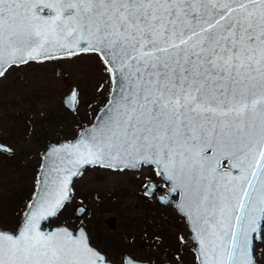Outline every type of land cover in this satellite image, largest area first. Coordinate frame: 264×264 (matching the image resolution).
I'll return each mask as SVG.
<instances>
[{
	"label": "snow or ice",
	"instance_id": "snow-or-ice-1",
	"mask_svg": "<svg viewBox=\"0 0 264 264\" xmlns=\"http://www.w3.org/2000/svg\"><path fill=\"white\" fill-rule=\"evenodd\" d=\"M81 54L100 58L110 99L46 153L16 229L0 221V264H114L83 225L41 228L89 166L167 182L161 200L179 195L191 235L178 243L198 264H264V0H0V83Z\"/></svg>",
	"mask_w": 264,
	"mask_h": 264
},
{
	"label": "rangeland",
	"instance_id": "rangeland-1",
	"mask_svg": "<svg viewBox=\"0 0 264 264\" xmlns=\"http://www.w3.org/2000/svg\"><path fill=\"white\" fill-rule=\"evenodd\" d=\"M74 86L79 96L72 111L64 98ZM111 87L100 58L91 54L30 62L10 71L0 83V140L15 148L12 153L0 151V221L4 228L14 231L20 223L50 143L76 138L106 105ZM148 182L163 186L153 196H145L143 184ZM167 188L159 177L145 181L143 173L89 166L74 180L71 206L62 217L49 220V225H84L91 242L117 263L124 264L129 254L153 264H198L194 250L178 243V237L191 235L186 219L173 204L157 197L167 193ZM178 198L175 194L174 199ZM79 204L89 212L83 220L74 215ZM111 216L117 218L114 228L107 222Z\"/></svg>",
	"mask_w": 264,
	"mask_h": 264
},
{
	"label": "water",
	"instance_id": "water-1",
	"mask_svg": "<svg viewBox=\"0 0 264 264\" xmlns=\"http://www.w3.org/2000/svg\"><path fill=\"white\" fill-rule=\"evenodd\" d=\"M73 89H75V90L77 91V97L79 96V94H78V89H77V87L74 86V87L71 89V91L65 96V98H64V102H65V105H66V107H67L68 109H70V110H72V111H75L76 108H77L78 99H77V102H75L74 104H73V103H69V100H70V97H71V94H72ZM109 99H110V98H109ZM105 106H106V105H105ZM105 106H103V107L99 110V112H98L97 116L95 117L94 121H96L98 115H100V114L103 113V111H104V109H105ZM94 121H93V122H94ZM93 122H92L90 125L81 128L80 131H79V133L82 132L84 129L90 127V126L93 124ZM74 140H75V139H74ZM74 140H67V139H64V140H62V141L59 142V143L51 142L50 145H49V147H48V149L45 151V153H44V155H43V160H42V164H41V166H42L43 164H45V162H46V161H45V155H46V153L50 152V150H51L52 147H54V146H60L61 144L66 143V142H73ZM0 145H4V146H6L8 149L11 150V151H3V152H5V153H12V152L15 151V148H14L12 145H10L9 143H6V142H3V141L0 140ZM40 170H41V169H40ZM75 178H76V177L73 178V182H74ZM148 183H153V182H148ZM155 184H156V183H155ZM157 185H161V187H162V186H163V183H159V184H157ZM161 187L156 188L155 192H156L159 188H161ZM155 192H154L152 195H150V196H153V195L155 194ZM167 192H168V188H167ZM164 194H165V193H163V194H158V195H157V197L160 199V201H162V200H161V196H163ZM174 196H175V194H172L171 196L167 197L165 201H162V202H163V203H166V204H173V205L177 208V210H178L177 205H178V203H179V199H180V198H178L177 200H175V199H174ZM83 205H84V204H83ZM77 206H78V205H77ZM77 206H76V207H77ZM85 206H86V205H85ZM86 207H87V206H86ZM178 212H179V210H178ZM179 213H180V212H179ZM180 214H182V213H180ZM182 215H183V214H182ZM107 222H108V224H109L111 227L114 228V227L116 226V223H117V218H116L115 216L108 217V218H107ZM186 222H187V221H186ZM44 224H45V225H44ZM187 224H188V222H187ZM64 225L66 226L67 224H64ZM57 226H58V225H52V226H50V225H49V221H44V222H42L41 228H42V231H46V232H47V231H53V230H55ZM83 226H84V225H83ZM188 227H189V224H188ZM189 229H190V227H189ZM87 231H88V230H87ZM88 234H89V233H88ZM90 243H91V242H90ZM91 244H92V243H91ZM92 245H93V244H92ZM93 246H94V245H93ZM95 247H96V246H95ZM96 248H97V247H96ZM98 249H99V248H98ZM99 250H100V249H99ZM102 252H103V251H102ZM129 261H131L132 264H153V263H151V262H149V261L139 260V259H136L135 257H133V256H131V255H129V254H126V255H125V264H129ZM113 262H114V261H113ZM114 264H121V263L114 262ZM164 264H172V262L167 261V262H165Z\"/></svg>",
	"mask_w": 264,
	"mask_h": 264
}]
</instances>
